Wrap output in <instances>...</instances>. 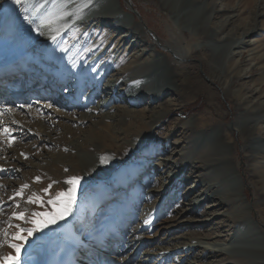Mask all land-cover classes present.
<instances>
[{
	"label": "rangeland",
	"instance_id": "rangeland-1",
	"mask_svg": "<svg viewBox=\"0 0 264 264\" xmlns=\"http://www.w3.org/2000/svg\"><path fill=\"white\" fill-rule=\"evenodd\" d=\"M36 2L25 0L22 5L27 9ZM80 2L74 0L76 6ZM119 2L121 10L105 9L101 14L98 12L86 18L85 22L78 19L70 24L82 27L86 23L84 31L77 34L65 32L60 42H50L46 48L29 47L19 57V61L27 63L30 70L16 69L20 75L30 72L28 78H33L39 70L45 74L39 86L58 80L61 83L56 85L55 96L58 98L54 99L48 96L41 98L40 95L35 99L33 93L23 99L8 94L6 96L10 99H19L18 107L11 104L10 107H16L21 117L28 114L37 116L42 111L39 105L48 100L66 117H51L48 126L52 132L48 142L41 140L37 133H21L19 126H11L10 135H4L0 127V143L4 145H0V151L8 155L17 154L23 161V165L18 167L11 160L5 163L0 155V213L3 215L0 217V230L4 220L9 215L11 217V212L19 211L16 206L20 199L27 201L28 196L36 193L46 201L49 196L68 187L64 183L66 178L79 176L84 184L77 188L73 210L78 214L70 224L77 251L84 254L80 261L87 256L92 259L90 264H105L104 261L129 255L128 264H139V257L135 254L153 253L155 247H166L172 251L169 258L161 262L151 256L149 262L143 264H249L257 258L246 252L221 254L201 246L182 252L192 236L220 233L218 240L225 242L228 229L234 224L228 218V213L235 210L234 204L223 206L216 213L207 207L212 203L210 200L198 197L200 206L195 212H183V208L190 209L186 205L187 200L204 187L200 186L188 194L190 185H198L196 178H190L189 174L205 175L210 171L207 164L196 159L197 156L201 155L205 161L213 152H218L214 145L228 130L232 144L224 147L229 150L226 161L235 164L243 181H249L241 190L240 179H234L238 186L237 195L249 203L263 197L259 186L251 184L255 180L253 166L249 152L244 150L256 147L257 143H252L250 131H244L241 137L239 130L232 129L231 125L237 116L248 115L237 108L234 91L241 88L247 96L253 95V100L257 97L255 89L264 93V82L261 81L264 76V0ZM163 3L166 8H163ZM0 4H4V0H0ZM4 8L0 19L7 13L9 3L4 4ZM104 14H111V17L102 19ZM27 15H32L31 10ZM32 19L40 24L36 17ZM249 27H253L255 32L245 35L244 30ZM169 28L184 38L183 46L189 51L186 60L176 59L170 49L163 46L164 40L169 39ZM123 35H126L125 39ZM60 43L65 45L64 55L53 61L51 54L58 51ZM86 46L91 48L90 51L85 52ZM79 58L81 67L77 68ZM185 65L190 70L194 69L200 80L193 92L185 86L184 74L189 71ZM12 66L2 64L0 69ZM100 68H104L102 75L97 74ZM26 78L27 75L22 79ZM115 88L123 93L122 96L114 97L112 90ZM38 94L42 92L38 91ZM67 96H72L74 102L70 101L69 107L62 108L61 103L69 101L64 98ZM32 100L39 104H33ZM2 105L5 106L4 103ZM42 113L51 115L53 112ZM261 114L264 112L257 116ZM81 116H87L86 120L80 121ZM106 125L109 128L105 133L106 143L116 147L103 151L117 161L119 169L105 176H87L80 155L92 157L95 152L102 151L101 142L93 139L90 131ZM77 138L90 139L89 146L77 145ZM9 139L12 140L10 146ZM261 144L258 148L264 150V141ZM62 152L63 157L59 155ZM38 166L43 167V172H36ZM56 169L58 176L51 175ZM173 171L175 177L172 180ZM36 177L40 180L36 181ZM20 183L28 187L22 189V185H18ZM49 184L52 188L45 195L41 189ZM21 189L22 195H15ZM23 204L28 215L33 211L51 210L47 205ZM254 208L253 218L257 217L264 224V219L258 216V207ZM22 222L11 219L13 227L6 229L9 239L16 231L14 225L30 226L22 225ZM106 222L107 227H103ZM162 225L168 226L166 240H161L164 234L158 232ZM253 226L261 233L259 236L264 245V227L259 223ZM94 229L95 235L92 234ZM239 230L243 231L242 227ZM41 233H36L23 251L34 250L37 245L40 249L39 243L45 240ZM101 234V240H98ZM126 235H131V240L136 239L128 248L123 243L119 244ZM157 235L160 237L153 240ZM51 245L53 252L67 246L57 235ZM8 248L0 255H8L11 250L15 255L14 250ZM51 260L48 264H63Z\"/></svg>",
	"mask_w": 264,
	"mask_h": 264
},
{
	"label": "bare ground",
	"instance_id": "bare-ground-1",
	"mask_svg": "<svg viewBox=\"0 0 264 264\" xmlns=\"http://www.w3.org/2000/svg\"><path fill=\"white\" fill-rule=\"evenodd\" d=\"M164 1L167 2V0H164ZM38 2L39 4L43 3L41 5L44 6L43 8L44 12H51L54 16L59 17L52 25H43L42 27H40L39 32L33 31L32 24H29L24 19L25 15H27V12L25 11L24 6L22 4L21 5L12 4L11 0H9V8L7 10V13H5L4 17L0 19V65L1 66L2 64L3 65H9V64L14 65L12 67H9L7 69H3L0 71V82L3 81V84L1 86L4 87V89H0V97L1 96L4 97V93H5L7 95L10 94L11 96L14 95L17 97H21L23 99V98H27L28 96H30V94L33 93V90L35 89L36 91L35 94L40 95L41 98L44 96H48L50 97V99L58 98L57 96H55L56 95L55 88H56L57 83L60 84L61 81L59 80L58 82L53 81L52 84L45 83V85L39 86L42 82V77L45 75V74L43 75L39 73V70L37 71L36 74L37 75L39 74L40 77L39 76L37 77L36 75V77L28 78L31 75L29 74L30 72H26L25 74L27 75L26 79H22L25 77V75H19V76L17 75L16 77L14 75L13 78H9L11 74L16 72V69L18 70L21 69L22 71L28 70L27 63H25L24 61H19V57L22 55V53L25 52L27 48L32 47V46H39L41 48H46L50 42H54L53 40L50 39V36L55 34L54 32L50 31L51 28L60 29L59 35L57 36L55 43L61 41V38L64 36L65 32L69 34H75V33L77 34L78 32L84 31L83 26L86 23L82 24V27H79L78 25H74V26L70 25L72 24V22H75V20H78L73 17V14L75 12L74 8L76 7V3H74V0H39ZM119 3H120L119 0H92V4L90 5V7L84 10L86 15L83 18H81L80 21L85 22L86 18L98 12L101 14V12L105 9L107 10L113 9L114 11L121 10L122 6L119 5ZM128 4H132V0H128ZM169 4L173 6L172 2H169ZM163 5H164L163 8H166L165 7L166 4L163 3ZM61 13H67V15H61ZM110 17H111V14H107L102 19H108ZM64 25H67V27H64ZM169 31H170L169 39L164 40L163 46L170 49V51L173 53L176 59L186 60L189 56V51L186 50V48L183 46L182 42L184 41V38L178 36L177 31H175L173 28H169ZM253 32H255L253 27L245 28L244 30L245 35L252 34ZM122 37L125 39L126 35H123ZM90 49L91 48L88 46L84 48L85 52L90 51ZM57 50L58 51L56 53L51 54L53 61L57 60L58 58L64 55L65 45H63V43H60ZM256 55L261 56L262 54L256 53ZM76 67L77 68L81 67L80 58L78 59V64H76ZM103 72H104V68H100V70L98 69L97 74L102 75ZM184 76H185V79H184L185 86L187 88L189 87V89L192 92L195 91L197 89L198 82L200 81L195 70L189 69V71L185 73ZM261 81L264 82V76L262 77ZM115 82L116 80L114 81V83ZM36 87H37V90H36ZM111 88H113V85ZM38 91H41L42 94H38ZM112 92H114V97H120L123 94L122 92H120V90L116 88L115 90H112ZM254 92L257 96L255 97L254 100L252 97L253 95L251 97L247 96L246 93L242 92L241 88L233 92L237 108L240 109L241 112L245 111L246 113H248V115L247 116H242V115L237 116L235 120H233L231 128L238 129L241 137H243L244 131H250V134H251L250 136L252 137V140H253L252 143L254 142L257 143L256 147L251 148V149H244V150L246 152H249L250 157H251L250 160L253 166L252 169H253V175L255 177V180L253 181L250 180L252 181L251 184L253 183L259 186V189L263 193L262 195L263 197L261 200L257 199V201L253 203H249L247 202V200L245 202V200H243L242 198H239V196L237 195L236 188L238 189V186L233 182L234 179H236L237 177L240 179V189L241 190H243L245 185H248L249 181L248 182L247 180L243 181L242 177H239L238 170L236 169L235 164L233 162L226 161L228 160V157H229V153H228L229 150L227 148L224 149V147H226L225 146L226 144L227 145L232 144V141H231L230 131L228 130L226 132H223L224 131L223 130L222 131L223 137H220V139H218V141L214 145V147L219 149V151L213 152L210 156L207 157L208 160H205V161H203V159L201 158L202 157L201 155L200 157L197 156L196 158L198 161L201 160L203 163L207 164L208 167L210 168V171L206 173L205 175L203 173L198 174V175L194 174V176L189 174L190 178H196L195 182L198 185L194 187H192L193 185H190L187 188L188 194H191L193 191H196V189L198 190V187L200 186H204V187L199 190L198 194L195 197L193 196L191 197V199L187 200L186 205L190 206V209L187 207H184L183 212L186 210L195 212L196 209L200 206V199L198 197H203L205 200H210L212 203L208 204L207 207L213 208L212 212H216V213L219 212V209H221L223 206L234 204L235 210L232 211L231 213H228L229 220L232 219L234 222L233 228L228 229L229 231L228 238L224 239L225 242H222V240L220 241L218 240L217 237L221 236L220 233H217L215 236H212V235L202 236L201 235V236L189 237V239L191 238L192 243L190 241V243L186 244V247L183 248L182 252H185V251L188 252L200 246L202 249H207L210 252H219L221 254H233V253L238 254V253L246 252V253L253 255L255 258H257L256 260H253L249 264H264V245H262V239H260V236H259V234L261 233H259V231H257L256 228L253 226V224L259 223L261 226L264 227V224L258 221L257 217L254 219L252 216L253 214L252 211L255 209L254 206H257L258 212H259L258 216L264 219V150H261V149L259 150L258 148V146L262 145L261 141H264V133L262 132L263 125H264V115L261 114L257 116L258 114L264 112V93L259 92V90L257 89H255ZM63 94H67V92H64ZM91 97H93V94L91 95ZM64 98L65 99L67 98L69 101L65 103H61L62 108L69 107L70 101L71 103L74 102L72 100V96H67ZM5 99H8L7 104L9 103V107L7 106V104L6 106H3L2 103L0 102V109L7 107V108H12L13 111L10 113L4 112L2 115H0V127L2 129L4 128L12 129L13 127L11 128V126H14L15 128L19 126L18 128L21 130V133H24L25 135L26 134L34 135L37 133L39 137H42L41 140H43L44 142H48L50 138L49 134L50 132H52V131H49L50 129L48 126L50 124L51 117L55 115L59 116L60 119L63 117H66L65 113H63L60 110L58 111L57 108L52 107V105L49 104L48 100L47 101L45 100V103L39 105V109L42 111L38 113L37 116L28 114L26 117L24 116L21 117L19 116L17 109H15L16 107H18L19 99L11 97V100H10V97L8 96L5 97ZM31 102L33 104H39V102L35 100H32ZM52 102L56 104V101L52 100ZM10 104L16 107H10ZM48 105H51V107H48ZM59 106L60 105H56V107H59ZM102 106L103 105H101V107ZM52 108H54V110ZM48 110L52 111L53 113L51 115L50 114L45 115L42 113L43 111H48ZM97 112L99 113L101 111H97ZM86 118L87 116H81L80 121L86 120ZM22 121H25L27 123L25 122L23 123ZM107 125L101 128L96 127V129L90 131L91 137L101 142L102 151L100 150V151L95 152L92 155V157H88V156L83 157V155H80V157L83 158V161H84L83 166L85 168V172L87 176H90V177L98 176V175L105 176V175L112 174L114 173L115 170L119 169L117 161H115L112 157L108 156L107 154H104V151H103L105 148L106 150H108L112 147L114 148L116 147V146H113L112 144L106 143L105 133L108 132V129H109ZM140 125L142 126V124ZM201 125H204V124L202 123ZM67 127H65L64 129L67 130ZM62 133L64 134V132ZM89 142H90V139L77 138V145L87 146ZM220 148H222L221 150L223 152H220ZM4 152L0 151V155L1 157L3 156L2 159L5 161V163H7V160L8 161L11 160L14 163V165L18 167L19 166L21 167L23 165V161L19 155L17 154L8 155V153H4ZM59 155L62 157L65 156L63 152L59 153ZM101 156L106 157L107 159L106 163L100 162ZM36 172L38 173L43 172V167H39L36 170ZM58 172H59L58 169L53 170L51 172V175L58 176ZM172 173H173V176L171 179L173 180L175 177L174 175L175 172L173 171ZM83 184L84 183L81 180L78 187H82ZM18 185H23V184L20 183ZM36 186H37V189H40V187L37 184ZM26 202L27 201L23 202L20 199L19 204L16 206L17 210L19 211L22 210L21 212H25L27 208L25 204L23 203H26ZM77 214H78L77 211L73 210L69 216L65 217V219L58 221L56 224L50 225L47 229H44L42 233L40 232L42 237L45 239L44 241L39 243L41 244L40 249H37L38 245L36 246L34 250L29 248V250L23 251L22 249L21 264H48V260H51V259H53L54 262H60L63 264H90L92 262V259H90L87 256L80 261V258H82V255L84 254H80L77 251V244L73 238L74 235L72 234V231H71L70 223L76 217ZM11 215H12V212H11ZM2 216L3 215H1L0 213V217ZM4 216L6 217L7 215H4ZM9 216L4 220L2 230L7 229L9 227V224L11 221ZM206 219L207 218H205V220ZM107 223L108 222L104 223L103 227H107ZM23 224L24 222H22V225ZM251 226L254 228H252ZM240 227H242L243 231L239 230ZM167 228L168 226L166 225H162L159 228L158 232L160 233V235L164 234V236L161 237V240L167 239L166 237ZM95 229L92 231L93 235L96 234L94 232ZM51 230L53 231L52 233H50ZM92 234H91V237H93ZM56 235L59 238H61L62 242L65 243L67 246L65 248L59 247L60 249L58 251L53 252L51 248L52 246L51 242L53 238H56ZM130 236L126 235V237L120 240L119 244L123 243L125 248L130 247V245H132V241L136 240V239L131 240ZM101 237H102V234L99 236L98 240H101ZM159 237L160 236L157 235L154 237L153 240H157ZM3 239L4 237L2 233H0V241H2ZM96 240H97V237H96ZM203 244L206 246H211L212 248H206V246L203 247ZM6 245H7L6 243L0 244V254L5 253L6 249H9L8 246ZM111 250L114 251V249H111ZM10 253L13 254L12 250ZM171 253L172 251L167 250L166 247H155V249L153 250V253H148V254L143 253L139 256L135 254V256L139 257L138 263L143 264L145 262H149V260L151 259V256H154L153 257L154 259H159V261L162 262L163 260L169 258ZM128 256L129 255H126L125 257L120 258L118 260H114V261L107 260L104 262L105 264H128V261L130 260V259H127ZM135 256L133 255L132 257H135ZM0 264H2V262H0Z\"/></svg>",
	"mask_w": 264,
	"mask_h": 264
},
{
	"label": "snow or ice",
	"instance_id": "snow-or-ice-1",
	"mask_svg": "<svg viewBox=\"0 0 264 264\" xmlns=\"http://www.w3.org/2000/svg\"><path fill=\"white\" fill-rule=\"evenodd\" d=\"M9 0H4V4H8ZM12 4L21 5L25 3V0H11ZM4 4H0V16L3 15L5 8ZM92 4V0H81V3L76 6L75 12L73 17L75 19L83 18L86 13L85 9H88ZM44 6L39 4L38 0L37 3L31 4L30 8L25 9L26 12H32L31 16L25 15L24 19L33 25L32 30L39 32L40 27L43 25H52L59 17L54 16L51 12H44ZM61 15H67V13H61ZM36 17L40 24L37 25L35 20L32 17ZM67 27V25H64ZM50 31L54 32V35L50 36V39L54 42L59 35V28H51ZM63 50V49H62ZM75 66V64H73ZM138 83V82H134ZM29 107H31L29 105ZM51 107V105H48ZM12 108H3L0 109V115L4 112H12ZM2 133L4 135H10V130L7 128L2 129ZM12 140H8L9 146L11 145ZM101 163H106L107 159L104 156L100 157ZM36 181L40 180V177L35 178ZM81 177L79 176H70L65 179L64 183L68 185L66 189H62L57 191L54 196H49V198L45 201L42 196L33 193L32 195L28 196L27 203L30 204H37L39 206H50L51 210H44V211H33L30 215L26 214L25 212H17L13 211L10 217L11 219H17L23 221L25 224L30 225L27 227L21 226L20 224L14 225L16 231L11 233V238L9 239V233L6 229L0 230L4 239L0 241V244L7 243L8 247L14 250L15 255L8 254V255H0V262L3 264H21V250L26 246V243L34 237L36 233L42 232L44 229H47L50 225L56 224L58 221L65 219V217L69 216L73 211V205L76 199V191L80 184ZM53 183H56L55 181ZM28 185H22L23 188H27ZM52 188V184H49L48 187L41 189V191L47 195L49 190ZM22 189L17 191L15 195L20 196L22 195ZM12 199V197H9ZM147 222V221H145ZM13 227L12 224H9V228Z\"/></svg>",
	"mask_w": 264,
	"mask_h": 264
}]
</instances>
